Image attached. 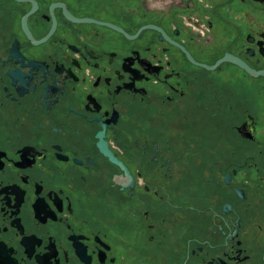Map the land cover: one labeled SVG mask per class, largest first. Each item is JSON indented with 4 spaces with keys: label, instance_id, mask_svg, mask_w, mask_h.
Returning a JSON list of instances; mask_svg holds the SVG:
<instances>
[{
    "label": "flooded vegetation",
    "instance_id": "obj_1",
    "mask_svg": "<svg viewBox=\"0 0 264 264\" xmlns=\"http://www.w3.org/2000/svg\"><path fill=\"white\" fill-rule=\"evenodd\" d=\"M0 264H264V0H0Z\"/></svg>",
    "mask_w": 264,
    "mask_h": 264
}]
</instances>
